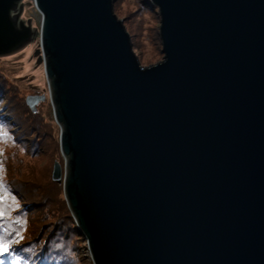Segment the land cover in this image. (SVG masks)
Segmentation results:
<instances>
[{"label":"water","instance_id":"water-1","mask_svg":"<svg viewBox=\"0 0 264 264\" xmlns=\"http://www.w3.org/2000/svg\"><path fill=\"white\" fill-rule=\"evenodd\" d=\"M24 1L0 0V57L39 36L87 263L264 264V0H144L148 67L114 0H32L38 32Z\"/></svg>","mask_w":264,"mask_h":264},{"label":"rangeland","instance_id":"rangeland-1","mask_svg":"<svg viewBox=\"0 0 264 264\" xmlns=\"http://www.w3.org/2000/svg\"><path fill=\"white\" fill-rule=\"evenodd\" d=\"M113 10L124 23L141 66L161 62L153 13L144 0H114ZM21 18L39 31L40 14L32 0L24 1ZM40 52L37 35L23 50L0 57V109L8 118L0 125L8 134L0 138V179L19 205L11 209V223L17 216L24 221L18 224L23 238L16 246H29L37 254L49 249L53 257L55 252L61 256L62 264H88L62 185L51 182L54 162L61 168L64 164L56 145V123L49 110ZM33 95H43L45 100L30 112L24 99Z\"/></svg>","mask_w":264,"mask_h":264},{"label":"snow or ice","instance_id":"snow-or-ice-1","mask_svg":"<svg viewBox=\"0 0 264 264\" xmlns=\"http://www.w3.org/2000/svg\"><path fill=\"white\" fill-rule=\"evenodd\" d=\"M8 134L3 131L2 126H0V138L7 136ZM9 198H11L12 203H8ZM19 207L16 203L15 197H9L8 188L4 184L3 180L0 179V218L8 217L9 225L8 227H4V220L0 219V253H8L9 258L12 261V264H29L27 259H23L20 255H14L9 252V246L17 243L19 239H22L21 230H17L15 235L11 238H7L8 232L11 230V209L13 206ZM15 223L23 224L24 221L20 219L19 216L15 218ZM22 251L28 252V248H23ZM2 264V261H0Z\"/></svg>","mask_w":264,"mask_h":264},{"label":"trees","instance_id":"trees-1","mask_svg":"<svg viewBox=\"0 0 264 264\" xmlns=\"http://www.w3.org/2000/svg\"><path fill=\"white\" fill-rule=\"evenodd\" d=\"M146 4H147V2H146ZM2 110L3 109H0V125H4L5 121L8 119L7 116L4 114V111H2ZM1 219L4 220V227H8V225H9L8 217H4ZM11 224H12L11 230L8 232L7 238H11L12 236H14L15 232L18 229L17 223H11ZM20 228H21V226H20ZM20 228L18 230H20ZM74 229H75V232L78 234L75 227H74ZM23 248H28L29 251L24 252V251H22ZM30 248L31 247H29V246H16L14 243V244L9 246V252H11L14 255H20L23 259H27L29 261V264H62L61 256H59L56 252H55L56 257H53L52 256L53 252L49 249L44 250L42 253L37 254L34 250H31ZM1 258L4 260V262L6 264H12V261L9 258L8 253H3Z\"/></svg>","mask_w":264,"mask_h":264}]
</instances>
